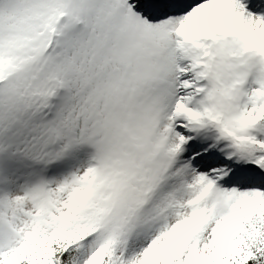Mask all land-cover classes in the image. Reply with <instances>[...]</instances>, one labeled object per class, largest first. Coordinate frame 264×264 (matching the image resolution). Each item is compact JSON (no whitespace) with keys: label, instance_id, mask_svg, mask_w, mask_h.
<instances>
[{"label":"snow or ice","instance_id":"6c2138e0","mask_svg":"<svg viewBox=\"0 0 264 264\" xmlns=\"http://www.w3.org/2000/svg\"><path fill=\"white\" fill-rule=\"evenodd\" d=\"M0 264H264V0H0Z\"/></svg>","mask_w":264,"mask_h":264}]
</instances>
